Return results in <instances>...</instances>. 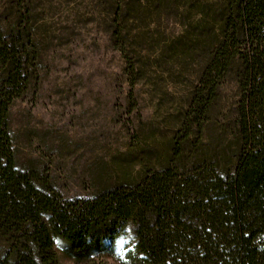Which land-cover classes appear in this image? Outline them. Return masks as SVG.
<instances>
[{"label":"trees","instance_id":"16d2710c","mask_svg":"<svg viewBox=\"0 0 264 264\" xmlns=\"http://www.w3.org/2000/svg\"><path fill=\"white\" fill-rule=\"evenodd\" d=\"M38 1L0 0V264H61L56 246L87 264H264V0L79 2L140 114L137 173L87 196L20 158L13 107L50 66Z\"/></svg>","mask_w":264,"mask_h":264},{"label":"rangeland","instance_id":"374dc122","mask_svg":"<svg viewBox=\"0 0 264 264\" xmlns=\"http://www.w3.org/2000/svg\"><path fill=\"white\" fill-rule=\"evenodd\" d=\"M80 1H38L40 23L51 25L50 66L38 92L17 100L12 112L13 123L27 129L19 137L20 158L41 168L68 196H87L96 183L138 171L128 151L137 146L129 131L140 114L128 112L115 88L119 55L105 46L96 24H79ZM151 113L145 106L143 116ZM56 251L61 264H87L60 246Z\"/></svg>","mask_w":264,"mask_h":264}]
</instances>
